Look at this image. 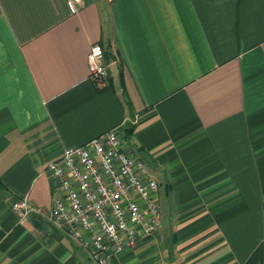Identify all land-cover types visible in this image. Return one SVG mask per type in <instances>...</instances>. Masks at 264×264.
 Masks as SVG:
<instances>
[{"label":"crops","instance_id":"0c3cea01","mask_svg":"<svg viewBox=\"0 0 264 264\" xmlns=\"http://www.w3.org/2000/svg\"><path fill=\"white\" fill-rule=\"evenodd\" d=\"M84 2L0 0V264H89L12 203L48 211L46 165L111 128L168 216L107 264H264V0Z\"/></svg>","mask_w":264,"mask_h":264},{"label":"built area","instance_id":"2783aa9c","mask_svg":"<svg viewBox=\"0 0 264 264\" xmlns=\"http://www.w3.org/2000/svg\"><path fill=\"white\" fill-rule=\"evenodd\" d=\"M69 2L74 9L85 6L84 0ZM104 53L95 43L87 55L90 78L101 86L108 78ZM45 168L58 179L51 208L40 210L22 197L12 209L20 222L39 214L65 230L86 249L89 264H107L111 255L158 230L159 184L142 160L122 148L117 128L64 147Z\"/></svg>","mask_w":264,"mask_h":264},{"label":"water","instance_id":"95a60500","mask_svg":"<svg viewBox=\"0 0 264 264\" xmlns=\"http://www.w3.org/2000/svg\"><path fill=\"white\" fill-rule=\"evenodd\" d=\"M27 220L43 235L47 233L48 226L46 222L38 217L30 215L27 217Z\"/></svg>","mask_w":264,"mask_h":264},{"label":"rangeland","instance_id":"374dc122","mask_svg":"<svg viewBox=\"0 0 264 264\" xmlns=\"http://www.w3.org/2000/svg\"><path fill=\"white\" fill-rule=\"evenodd\" d=\"M160 215H161V220L164 221L167 219L168 216V212H164L162 209L160 211ZM165 215V216H164Z\"/></svg>","mask_w":264,"mask_h":264}]
</instances>
